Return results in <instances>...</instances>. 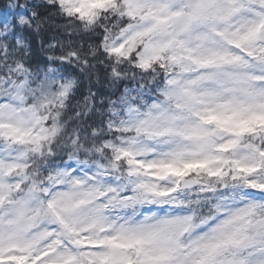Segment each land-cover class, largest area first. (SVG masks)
Wrapping results in <instances>:
<instances>
[{
	"label": "snow or ice",
	"instance_id": "1",
	"mask_svg": "<svg viewBox=\"0 0 264 264\" xmlns=\"http://www.w3.org/2000/svg\"><path fill=\"white\" fill-rule=\"evenodd\" d=\"M0 264H264V0H9Z\"/></svg>",
	"mask_w": 264,
	"mask_h": 264
},
{
	"label": "trees",
	"instance_id": "2",
	"mask_svg": "<svg viewBox=\"0 0 264 264\" xmlns=\"http://www.w3.org/2000/svg\"><path fill=\"white\" fill-rule=\"evenodd\" d=\"M6 3H9V0H0V14H2L4 9L7 7V5L5 6ZM29 40L32 43L34 49L36 50L38 57L42 58V54L40 53L41 38L38 36H30Z\"/></svg>",
	"mask_w": 264,
	"mask_h": 264
},
{
	"label": "rangeland",
	"instance_id": "3",
	"mask_svg": "<svg viewBox=\"0 0 264 264\" xmlns=\"http://www.w3.org/2000/svg\"><path fill=\"white\" fill-rule=\"evenodd\" d=\"M8 3L5 4V6L7 5Z\"/></svg>",
	"mask_w": 264,
	"mask_h": 264
}]
</instances>
